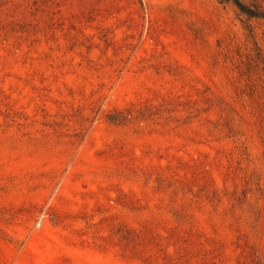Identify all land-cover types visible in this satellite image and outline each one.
<instances>
[{
	"label": "rangeland",
	"instance_id": "1",
	"mask_svg": "<svg viewBox=\"0 0 264 264\" xmlns=\"http://www.w3.org/2000/svg\"><path fill=\"white\" fill-rule=\"evenodd\" d=\"M0 264H264V19L0 0Z\"/></svg>",
	"mask_w": 264,
	"mask_h": 264
},
{
	"label": "trees",
	"instance_id": "2",
	"mask_svg": "<svg viewBox=\"0 0 264 264\" xmlns=\"http://www.w3.org/2000/svg\"><path fill=\"white\" fill-rule=\"evenodd\" d=\"M221 3H231L237 10L245 15L247 18H261L264 19V10L259 6L247 3L244 0H219ZM114 119V117H112ZM114 121V120H112Z\"/></svg>",
	"mask_w": 264,
	"mask_h": 264
}]
</instances>
